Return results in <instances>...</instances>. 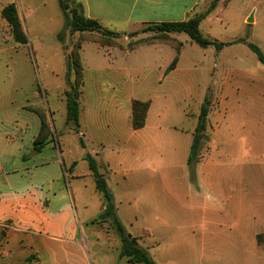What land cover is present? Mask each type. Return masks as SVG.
I'll return each instance as SVG.
<instances>
[{
    "label": "rangeland",
    "instance_id": "obj_1",
    "mask_svg": "<svg viewBox=\"0 0 264 264\" xmlns=\"http://www.w3.org/2000/svg\"><path fill=\"white\" fill-rule=\"evenodd\" d=\"M211 2L205 0L194 15L205 12ZM9 4L15 5L26 44L15 42L1 16ZM68 17L57 0H0V174H6L0 183V264H125L119 257L121 242L113 221L103 216V197L95 190L87 162L82 161L81 137L72 125H64L63 92L68 88L67 77L70 82L74 79L68 65L78 46L83 66L88 68L80 102L83 121L101 118L96 110L109 103L108 95L120 102L127 87L137 88L148 77L153 80L148 85L156 86L158 67L177 56L181 70L192 78L195 95L190 109L201 102L204 92L210 100L211 118L207 117L199 162L225 152L221 146L211 152L210 131L230 124L229 135L236 144L225 153L234 156L231 166L236 168L229 170L264 175V65L246 45H256L264 55V0H220L201 21L199 31L210 40L244 41L219 51L200 47L185 33H175L178 41L173 38L176 43H164L167 46L151 52L152 56L146 48L124 54L139 44L163 40L154 32L143 33L149 24H142L119 34L113 39L115 45L100 42L98 33L88 37L97 43L82 42V34L69 33ZM134 32V37L128 36ZM84 35L87 40L89 34ZM177 43H182L178 52ZM108 48L121 52L109 56ZM30 108L42 114L51 134L39 153L30 143L18 151L19 145L30 142L40 123ZM7 136L12 139L6 140ZM58 148L63 164L50 162L39 174L29 167L51 161V153L59 159ZM69 158L78 162L76 167H69ZM108 187L114 195L115 213L128 234H137L142 222L154 217L190 219L184 208L186 193L180 206L163 190L149 197L154 212H144L140 202L131 204L129 212L120 188L112 181ZM260 190L264 194V183Z\"/></svg>",
    "mask_w": 264,
    "mask_h": 264
},
{
    "label": "crops",
    "instance_id": "obj_2",
    "mask_svg": "<svg viewBox=\"0 0 264 264\" xmlns=\"http://www.w3.org/2000/svg\"><path fill=\"white\" fill-rule=\"evenodd\" d=\"M76 2L82 6L86 17L125 35V32L142 24L187 20L194 15L196 8L203 6L205 0ZM135 35V32L128 34L129 37ZM169 36L175 38L173 34ZM165 45L160 42L144 44L124 54L146 48L152 56L153 51H160L161 46ZM82 48L83 45L80 53ZM105 52L115 57L121 51L108 48ZM170 63L158 67L154 79L156 86L148 85L153 81L148 77L137 88L127 87L120 102L115 101L113 95H108L106 99L109 103L96 110L101 113V118H96L92 123L82 119L80 94L77 131L84 145L82 161H85L83 157L87 152L96 161L113 200L109 181L120 188L127 205L126 211L129 212H132L130 205L136 202H140L144 212H154L149 197L158 195L160 191H168L166 194L180 206L186 193L184 208L189 212L190 219L159 220L154 217L151 221L144 220L137 234H130L136 238L138 246L148 253L153 264H264V194L260 190L264 175L229 170L234 164V156L225 152L229 153V149L236 144L229 135L230 124L215 130L209 128L211 152L215 146H221L225 152L207 155L196 164L193 174L189 172L187 158L197 115L206 96L204 92L201 102L190 109V100L195 95L192 78L181 70L180 60H177L173 70L166 72ZM87 70L83 66V82ZM99 99L102 101L101 96ZM134 100L149 102L144 126L137 130L131 126ZM180 101H183V105ZM232 110L235 111V108ZM28 111L39 118L40 123L30 142L19 145L18 151L25 149L28 143L33 146L40 132L41 119L36 109L30 108ZM207 117L211 118L210 113ZM64 125L67 128L65 114ZM23 131L24 127H21V134ZM11 139L10 136L6 137L8 141ZM58 150L61 155L59 159H53L55 157L51 153V161L29 167L39 174L50 162L63 164L61 150ZM68 163L69 167L74 168L78 162L69 158ZM240 164L238 161L237 165ZM235 168L232 167L233 170ZM5 175L0 174V183L5 180ZM90 175L92 177L91 172ZM199 191L204 192L205 196H199ZM5 227L19 231L14 227ZM120 260L129 264L125 258Z\"/></svg>",
    "mask_w": 264,
    "mask_h": 264
},
{
    "label": "trees",
    "instance_id": "obj_3",
    "mask_svg": "<svg viewBox=\"0 0 264 264\" xmlns=\"http://www.w3.org/2000/svg\"><path fill=\"white\" fill-rule=\"evenodd\" d=\"M58 5L65 16H69L68 24L69 33H80L82 34V42L90 41L97 43L95 41H91V34L98 33L100 35V42H107L111 45H115L113 39L119 37V34L110 30L103 28L98 20L91 19L86 17L83 14V9L80 4L76 2V0H57ZM220 0H212L209 7L205 12L201 14H195L192 17L188 18L184 21L179 22H162L158 24L148 25L145 29H143V33L146 32H154L158 38H162L163 41L160 43L175 42V39L169 37V34L175 33H185L191 41L196 43L202 48H206L208 46H213L216 51H219L227 46H231L236 43L244 42L242 39L235 40L231 42H217L215 40H210L204 37L199 31V25L203 19H205L210 12H212L218 2ZM1 16L6 21L9 26L13 39L15 42L19 44H26V37L22 31L20 22L18 20L16 9L14 4H9L5 6L1 10ZM85 33L89 35L86 37L87 40L84 39ZM136 34V33H135ZM133 36V35H130ZM61 38V36H59ZM161 40V39H160ZM166 42H165V41ZM154 43V42H151ZM145 43V44H151ZM144 44H139L138 46L133 47L131 50L142 46ZM247 47L251 52H253L258 61L264 65V55L260 51V49L252 44L246 43ZM174 47V46H172ZM181 47L180 43L176 44V51L178 52ZM80 46L74 55L70 57V63L68 65V72H74L73 81H68V88L63 92L64 103H65V122L66 124H70L73 126L74 130L78 129V119H79V97L83 87V66L80 60L79 50ZM177 56L174 57L170 65L166 68V72H169L175 68L177 63ZM69 76V73H68ZM149 108V102L147 101H138L134 100L132 102V110H131V126L134 130L140 129L144 126L145 117L147 110ZM210 109V100L205 97L199 109V113L197 115V124L195 130L193 132V138L187 158V166L190 173L194 172L196 164L199 163V153L202 148L203 142L205 139V131H206V122L207 116ZM38 113V112H37ZM41 119V128L38 136L35 138L33 146L34 149L39 152L41 148H43L47 144V140L51 135L50 132L46 129L44 117L42 114L38 113ZM80 146L84 148L82 141L79 142ZM83 159L87 162L88 169L92 174L93 181L95 183V190L99 192L103 197V206H104V217H110L115 226L116 232L119 236L121 242V249L119 252L120 258H125L129 264H153L152 259L149 257L148 253L138 246L137 240L135 237L126 233L121 222L119 221L116 213L115 206L113 204V198L111 193L109 192L105 179L103 175L99 172L98 165L96 161L89 155L85 154Z\"/></svg>",
    "mask_w": 264,
    "mask_h": 264
},
{
    "label": "water",
    "instance_id": "obj_4",
    "mask_svg": "<svg viewBox=\"0 0 264 264\" xmlns=\"http://www.w3.org/2000/svg\"><path fill=\"white\" fill-rule=\"evenodd\" d=\"M249 22H251V19H248Z\"/></svg>",
    "mask_w": 264,
    "mask_h": 264
}]
</instances>
